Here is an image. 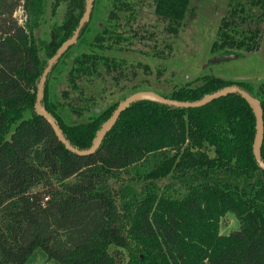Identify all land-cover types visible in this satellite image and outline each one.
I'll list each match as a JSON object with an SVG mask.
<instances>
[{
	"label": "trees",
	"instance_id": "trees-1",
	"mask_svg": "<svg viewBox=\"0 0 264 264\" xmlns=\"http://www.w3.org/2000/svg\"><path fill=\"white\" fill-rule=\"evenodd\" d=\"M47 2L0 0V264H32L36 248L55 264H264V169L253 156L254 114L247 100L237 91L200 106L137 98L91 152H73L35 112L34 97L47 59L72 34L85 0H53L51 35L38 40L35 28L45 20ZM188 3L93 0L92 11L105 10L102 25L90 27L91 11L45 75L40 96L72 146L88 148L94 132L133 91L197 100L237 84L260 104L264 161V82L202 73L168 90L141 76L128 85L148 64L105 53L134 49L136 40L148 44L150 52H142L167 55ZM144 5L151 10L147 20L140 13ZM229 5L210 40L214 55L241 54L258 45L264 0ZM18 6L22 22L14 16ZM247 20L253 26L244 25ZM73 44L83 47L56 65ZM55 76L53 101L49 82ZM94 106L99 111L85 122L63 119ZM124 173L141 180L137 189L111 187L109 181ZM166 174L170 179L159 183ZM53 178L63 181L54 186ZM176 186L184 188L179 195ZM227 211L241 227L221 236L218 221Z\"/></svg>",
	"mask_w": 264,
	"mask_h": 264
},
{
	"label": "rangeland",
	"instance_id": "rangeland-1",
	"mask_svg": "<svg viewBox=\"0 0 264 264\" xmlns=\"http://www.w3.org/2000/svg\"><path fill=\"white\" fill-rule=\"evenodd\" d=\"M234 0H189L188 9L186 10L182 18V26L178 30L177 34L171 38L172 49L168 51L167 55L162 57H156L151 55L148 44L137 43L134 40L133 48L119 49L110 48L105 51L106 54H113L118 56H123L126 59L140 61L142 63H147L148 68L145 71H140L138 69L137 75L131 80L134 81L138 77L147 79L150 82H154L163 90H168L172 84L178 85L191 80L195 76H199L202 73H211L215 76H221L223 78H228L231 80H245L251 82H264V19L258 20V26L260 32L258 35V45L252 50L240 49L241 54L233 53L234 56L225 59H217V61L211 60L215 56L209 51L208 47L210 45V40L214 37L216 29L221 15L229 8V3H233ZM93 2V0H92ZM94 8L93 4L90 6V12ZM256 6L254 5V7ZM46 17L43 23L39 24L35 29L36 37L38 40L49 39L52 31V23L56 17V10L53 6V0H48L46 5ZM93 14L89 17V25L92 29L100 28L103 23L102 15L105 10L102 6H98L92 11ZM140 13H142L143 20H147L151 16V10L148 6H142ZM90 15V13H89ZM14 16L19 22L24 19L23 11L18 6L14 10ZM244 25L253 26V22L249 20L243 22ZM91 33L87 37H90ZM38 42V41H37ZM83 46L73 44L72 47L67 51L66 55L63 57L59 63L56 65H62V61L68 60L70 55L81 49ZM147 49V51L142 52V50ZM38 52L42 53V47L38 44ZM232 53V52H231ZM152 57H151V56ZM157 71V73H156ZM51 88V99L56 101V91L58 90V83L56 76L50 80ZM128 91V88L125 92ZM118 94H113L110 99L118 98ZM94 110H90L85 114H68L65 115L63 119L68 122L80 121L85 122L90 119V115L99 111L98 106L92 107ZM211 152V151H210ZM212 153V152H211ZM136 176V174H134ZM135 178V177H134ZM129 178L127 174H122L120 178H114L109 181L113 189H118L123 184L132 185L135 189L139 187L141 180ZM170 179V174L159 178L157 181L166 182ZM65 181L71 180L70 178L63 179ZM59 178H53L52 182L54 186H58L60 181ZM33 189H40V185L34 186ZM184 191L181 186H176L174 193L179 195ZM117 202L119 198L117 196ZM227 211L219 218V232L221 229H227L228 225L231 223V217ZM35 260L32 264H55L51 259H46L43 254V250L36 248L34 250Z\"/></svg>",
	"mask_w": 264,
	"mask_h": 264
},
{
	"label": "water",
	"instance_id": "water-1",
	"mask_svg": "<svg viewBox=\"0 0 264 264\" xmlns=\"http://www.w3.org/2000/svg\"><path fill=\"white\" fill-rule=\"evenodd\" d=\"M92 4V0H85L84 7H83V12L81 16L79 17L77 24L74 26V29L72 31V34L65 39L59 47L54 51V53L47 59L45 67L43 68L39 79H38V84H37V89L35 92V97H34V109L35 112L38 114H41L44 119L48 121L50 124L54 134L56 137H58L64 146L77 153H87L91 152L93 148L98 144L100 138L102 137L101 135L110 128V126L113 124V122L116 120L117 115L122 111L131 101L137 99V98H152L160 103H168L172 105H177V106H200L201 104H204L208 101H210L213 98H217L219 95H222L227 92H239L241 96H243L247 102L249 103L252 112L254 114V138H253V144H252V150H253V156L257 164L259 165L260 168L264 169V161L260 157V142L262 139V113H261V107L260 104L256 99L252 97V95H249L247 91H245L243 88L239 87L237 84H230L226 86L219 87L217 90H214L212 92L206 93L203 96L200 97V99L197 100H178L175 98H170L167 96H161L154 92L153 90L146 89V90H136L131 93H129L126 97L123 98L120 102L117 103L115 108L111 111L109 118L94 132L93 139L91 141V144L88 146L86 149H80L77 147H74L70 144V142L67 140L66 137L63 136L61 133V130L55 122V119L52 118L51 114L43 108L41 105L40 101V96L42 92V86H43V80L45 78V75L47 72L50 70L52 67V64L54 61L72 44V42L75 40L77 37V34L80 30L81 25L87 20L89 17L90 13V6ZM233 53H220L211 58L213 61H217V59H225V58H230L233 57Z\"/></svg>",
	"mask_w": 264,
	"mask_h": 264
},
{
	"label": "clouds",
	"instance_id": "clouds-1",
	"mask_svg": "<svg viewBox=\"0 0 264 264\" xmlns=\"http://www.w3.org/2000/svg\"><path fill=\"white\" fill-rule=\"evenodd\" d=\"M229 216L231 217V223L228 225L227 229H221L219 235L221 236H228L231 235L232 232L234 231H239L241 224L239 219L235 216L234 213H229ZM207 264V262H205Z\"/></svg>",
	"mask_w": 264,
	"mask_h": 264
}]
</instances>
